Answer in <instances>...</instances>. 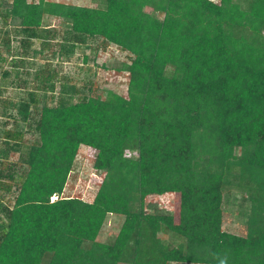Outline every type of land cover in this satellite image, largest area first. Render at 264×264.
Returning <instances> with one entry per match:
<instances>
[{"label": "trees", "instance_id": "obj_1", "mask_svg": "<svg viewBox=\"0 0 264 264\" xmlns=\"http://www.w3.org/2000/svg\"><path fill=\"white\" fill-rule=\"evenodd\" d=\"M91 1L0 0V92L23 91L0 99V264H264V0ZM98 39L130 54L112 67L127 96L94 95L88 54L82 82L62 73ZM81 145L105 172L91 201L64 196ZM228 193L249 202L244 234L223 227Z\"/></svg>", "mask_w": 264, "mask_h": 264}, {"label": "rangeland", "instance_id": "obj_2", "mask_svg": "<svg viewBox=\"0 0 264 264\" xmlns=\"http://www.w3.org/2000/svg\"><path fill=\"white\" fill-rule=\"evenodd\" d=\"M57 1L64 3H72L77 5L90 6L93 5L91 0H49ZM62 20L58 17H46L44 24L52 29L62 30ZM5 27L0 23V44L2 43L4 36L3 30ZM61 32V31H60ZM58 44L59 40L54 39L51 42L49 49L44 53V57L41 58L38 56L35 57V65L33 70H40L41 65L55 66L58 59ZM12 45L15 48L18 45V40L13 39ZM36 46L39 48L42 45L37 43ZM4 50V49H3ZM5 56H9L6 51L4 52ZM55 54V57H53ZM83 54H88L91 58L89 65L92 66L90 72L92 78L95 81V92L94 95H100L105 97L108 90H114L125 96L128 95V81L129 73L127 71L117 72L112 69L113 66L118 65L121 62L129 61L130 54L127 51H123L120 47L114 44L101 45V40L91 41L86 46H81L77 49V56L73 60L63 63L62 73L73 76V80L77 82H82V78L87 76V71L80 69L81 66H84V61L82 60ZM77 57H79L77 59ZM11 60V56L8 58ZM8 60V61H9ZM4 66L8 65V62L4 63ZM40 68V69H39ZM61 73V74H62ZM0 78H1V67H0ZM81 79V80H80ZM3 88L0 92V99H12L22 94L23 91L20 89L14 88L12 86L2 85ZM59 87V86H58ZM1 106V105H0ZM8 120L6 116H0V128L5 127V122ZM8 128L12 127V122L8 121ZM36 139V136L33 133H28L26 135V141L31 143ZM94 149H91L89 146L81 145L78 150L79 161L75 171L72 173L68 184L64 191V196H77L84 198L86 200H93L94 196L98 190V182H90V175L92 173V163L96 154ZM19 154L12 153L10 159L15 161L18 160ZM82 160V161H81ZM98 174H102L99 172ZM148 201H154L155 199L149 197ZM156 201L161 203V206L168 212L175 214L178 217V202L175 193H168L162 195ZM155 201V202H156ZM249 202L245 196L239 193L226 194L225 204H224V229L236 234L246 233L245 227V214L247 213ZM123 221L121 215L110 214L106 224L101 232L100 239L105 240L113 232L118 231ZM166 238V237H164ZM167 239V238H166ZM177 264V263H174Z\"/></svg>", "mask_w": 264, "mask_h": 264}, {"label": "built area", "instance_id": "obj_3", "mask_svg": "<svg viewBox=\"0 0 264 264\" xmlns=\"http://www.w3.org/2000/svg\"><path fill=\"white\" fill-rule=\"evenodd\" d=\"M79 159V156H78V154H77V161H79L78 160ZM82 161V160H81ZM92 168H93V170L94 171H92V173H91V175H90V182L92 183V182H98V184H99V186H100V184L103 182V180H104V178H105V172H103V171H101V170H99V169H97V168H95V167H93L92 166ZM99 172H102V174H98ZM165 195V194H164ZM162 195H160L159 196V198L161 197ZM53 199H55V197L53 198ZM161 204V203H160Z\"/></svg>", "mask_w": 264, "mask_h": 264}, {"label": "clouds", "instance_id": "obj_4", "mask_svg": "<svg viewBox=\"0 0 264 264\" xmlns=\"http://www.w3.org/2000/svg\"><path fill=\"white\" fill-rule=\"evenodd\" d=\"M221 264H223V262H221Z\"/></svg>", "mask_w": 264, "mask_h": 264}]
</instances>
